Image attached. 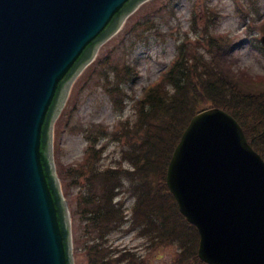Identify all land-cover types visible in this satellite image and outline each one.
<instances>
[{"label":"water","instance_id":"95a60500","mask_svg":"<svg viewBox=\"0 0 264 264\" xmlns=\"http://www.w3.org/2000/svg\"><path fill=\"white\" fill-rule=\"evenodd\" d=\"M146 1L0 0V264H74L53 122L75 78ZM166 183L203 262L264 264V159L233 116H194Z\"/></svg>","mask_w":264,"mask_h":264},{"label":"rangeland","instance_id":"374dc122","mask_svg":"<svg viewBox=\"0 0 264 264\" xmlns=\"http://www.w3.org/2000/svg\"><path fill=\"white\" fill-rule=\"evenodd\" d=\"M263 36L264 0H148L100 48L96 60L73 83L53 125L52 153L71 212L74 264H103V256L114 260L119 252L112 248L113 241L127 251L123 257L128 264L183 263L178 242L158 239V222L152 229H133V207L143 208L145 199L143 185L127 178L133 165L126 161V147L142 138L135 133L136 105L182 54L219 63L228 74L232 70L235 80L242 79L240 83L263 87ZM128 128L132 138L121 139ZM93 163L98 170L119 172L104 184L89 180L92 197L85 210L88 181L82 173ZM116 188L120 190L112 218ZM85 216L93 218V224ZM89 233L100 238L98 245L91 246ZM183 237L189 247L196 239L194 233L193 238ZM93 247L102 248L100 254Z\"/></svg>","mask_w":264,"mask_h":264},{"label":"trees","instance_id":"16d2710c","mask_svg":"<svg viewBox=\"0 0 264 264\" xmlns=\"http://www.w3.org/2000/svg\"><path fill=\"white\" fill-rule=\"evenodd\" d=\"M232 74V70L231 75L228 74L219 63L200 61L197 56L189 54L185 57L182 54V57L164 73L161 80L145 91L137 104L135 133H140L142 138H136L131 146L126 147L129 157L126 161L133 165V173L127 172V178L132 180L133 184L135 181L143 185L145 199L143 208L140 209L137 204L133 207V212H136L133 229H152L155 222H158V239L168 244H180V258L183 261L181 264H204L197 256L198 234L179 214L176 202L166 187L169 162L191 118L206 105L225 110L237 119L251 145L264 158V85L262 87L256 82L240 83L242 79L235 80ZM246 87L256 91L252 92L245 89ZM131 136L128 128L121 139H130ZM96 166L97 164L93 163L92 166L89 165V170L82 173L88 181L87 194L82 203L85 210L89 209L88 204L92 197L90 181H100L104 184L119 172L98 170ZM119 190L120 188L115 189ZM116 195L115 192L112 196L113 212L111 211L112 215L109 214L112 218L113 213L116 214L113 202ZM85 217L93 224V218ZM139 218L142 219V224L138 223ZM96 219L98 224L100 218ZM193 233L196 239L193 238ZM109 234L110 232L107 236ZM184 235L193 238L190 247ZM88 236L92 237L93 234L89 233ZM92 242L91 246H96L100 243V238L94 235ZM112 246L119 252L114 254L116 258L111 260L103 256L100 261L103 264H112L114 261L128 264V259L123 257L127 251L119 250L114 243ZM93 248L98 250V247ZM101 249L97 251L98 254ZM190 254L192 256L189 259L182 258L183 255L186 257Z\"/></svg>","mask_w":264,"mask_h":264}]
</instances>
